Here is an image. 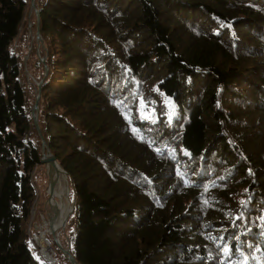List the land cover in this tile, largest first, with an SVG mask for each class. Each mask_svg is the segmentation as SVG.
Instances as JSON below:
<instances>
[{
	"label": "trees",
	"instance_id": "1",
	"mask_svg": "<svg viewBox=\"0 0 264 264\" xmlns=\"http://www.w3.org/2000/svg\"><path fill=\"white\" fill-rule=\"evenodd\" d=\"M34 5L37 51L29 0H0V264H47L25 233L39 80L78 264H264V0Z\"/></svg>",
	"mask_w": 264,
	"mask_h": 264
},
{
	"label": "rangeland",
	"instance_id": "2",
	"mask_svg": "<svg viewBox=\"0 0 264 264\" xmlns=\"http://www.w3.org/2000/svg\"><path fill=\"white\" fill-rule=\"evenodd\" d=\"M33 2H34V0H33ZM34 7H35V5H34ZM31 12L33 13V9L28 6L27 13H26L27 20L29 19L28 17H29ZM27 30H28L27 31L28 32L27 33L28 41L30 42L31 39H34V35L31 32V27H30L29 22L27 23ZM34 43L36 44L35 40H34ZM36 48L42 49V47H40L39 45L35 46V49ZM29 49H30V46L28 47V50ZM26 56H27V54L25 55V58H26ZM26 78L30 79V77L27 74H26ZM35 83H37V82H35ZM29 180H30V184H31L33 191H34V197H33V200H32L31 206H30L31 216L29 214V218H28L26 226H25V233H26V242H27L28 246L31 248L32 255L35 258H38V256H39V254L36 253L37 247L35 246V248H34V246L32 245V243L30 241L31 238L33 237L32 234H35V236H36V235H39L40 232L43 233L44 231H42V230H45L46 231L45 236L49 242L51 241L50 247L54 251V256L56 255V260H57L56 263L57 264H69L68 261H66L64 259V255L55 246V243L53 241V237L50 234V228L48 227V225H46V226L44 225V223H46V224L49 223L48 217L55 220V222L57 220H59L61 217L59 216L60 204H59L58 200L56 198H52L51 196H50V198H47V199L45 197L46 195L44 193V187H45L44 185L46 184V182L49 181V179L46 178V176L44 174V167L42 164L36 166L34 169L31 170ZM47 191H48V189H47ZM54 199L56 201H54ZM70 200L71 199L69 197V203H70ZM51 212L54 214V216L52 215ZM66 221H67V219L65 220L64 226L60 229H57L56 232H59V236H60L59 239L61 241V246L69 248V243L67 241L66 232H65V228L67 227ZM50 226H52V225L50 224ZM54 227H52V228H54ZM67 231H68V227H67ZM72 236H73V234L70 233L69 234L70 241L72 240ZM54 237H55V234H54ZM41 256H42V253H41ZM42 258L44 259L43 256H42ZM44 261H46V260H44ZM49 263L51 264V262H49Z\"/></svg>",
	"mask_w": 264,
	"mask_h": 264
},
{
	"label": "bare ground",
	"instance_id": "3",
	"mask_svg": "<svg viewBox=\"0 0 264 264\" xmlns=\"http://www.w3.org/2000/svg\"><path fill=\"white\" fill-rule=\"evenodd\" d=\"M48 178L51 182V193H52L51 197L56 198L60 204L59 216L61 218L55 222V225H54L55 227L53 226L54 227L53 229H54L55 237L57 238L58 243L61 245V241L59 239V232H56V231H57V229H60L63 227L62 221L64 219L66 220L69 216V215L67 216L68 211L71 207V202L69 203V189H68L69 186L67 185V180H66V177L64 176V174L59 173L55 167L50 166ZM49 185H50V183H49ZM52 215L54 216L53 213H52ZM42 231H44V232L43 233L40 232L39 235H36L35 243L38 246V252H39L40 256L42 253V256L44 257V259L42 258V256H41V258L43 260H46L47 262L46 261L45 262L47 264H50L49 262H51V264H53L52 259H53V257L55 258V256H54V251L50 247L51 241L49 242L48 239L46 238V236H45L46 231L45 230H42ZM54 263H56V260H54Z\"/></svg>",
	"mask_w": 264,
	"mask_h": 264
},
{
	"label": "water",
	"instance_id": "4",
	"mask_svg": "<svg viewBox=\"0 0 264 264\" xmlns=\"http://www.w3.org/2000/svg\"><path fill=\"white\" fill-rule=\"evenodd\" d=\"M29 7L33 9V14H34V17H35V32H34V40L36 42V46H40L43 48V45H42V39L38 33V11L37 9L34 7V2L33 0H30L29 1ZM37 51V48L35 49ZM37 55H38V52H37ZM39 60L40 61H43L44 60V55L40 56L39 57ZM43 69H44V73L43 75L46 73V66L43 65ZM40 81L39 80L37 83H36V95H35V99H34V103L32 105V122H33V126L35 128V131L37 133V135L39 136L40 138V144H41V155H40V158H39V163L43 165L44 167V174L46 176V178H48V174H49V168L50 166L52 167H55L57 169V171L59 173H63L64 176L66 177V174H65V171L59 166V164L57 163V161L55 160V157L53 154H51L48 150V148L46 147L44 141L42 140V137H41V134H40V131H39V128H38V124H37V118H36V112H37V100H38V93H39V84H40ZM73 203L74 201L72 200L71 201V207L68 211V214L67 216L71 213L72 211V208H73ZM48 220H49V217H48ZM64 223H65V219L62 221V225L64 226ZM48 227L50 228V234L51 236L53 237V241L55 243V246L59 249V251L64 255V257L66 258V260L68 261L69 264H78L76 262V260L73 258V256L69 253L68 251V248L67 247H63L61 246L58 241L56 240V238L54 237V229L51 228L50 224L48 223Z\"/></svg>",
	"mask_w": 264,
	"mask_h": 264
},
{
	"label": "built area",
	"instance_id": "5",
	"mask_svg": "<svg viewBox=\"0 0 264 264\" xmlns=\"http://www.w3.org/2000/svg\"><path fill=\"white\" fill-rule=\"evenodd\" d=\"M30 216H31V214H30ZM32 236H33V237L31 238L30 241H31L32 245L34 246V248H35V246L37 247V251H36V252H37V254H39V252H38V246H37L36 243H35V238H36V236H35V234H32ZM55 238H56V237H55ZM56 240H57V238H56ZM57 241H58V240H57ZM39 256H40V254H39ZM40 257H41V256H40ZM42 260H43V259H42ZM52 260H53V264H55V263H54V260H55L54 257H53ZM43 261H44V260H43Z\"/></svg>",
	"mask_w": 264,
	"mask_h": 264
},
{
	"label": "snow or ice",
	"instance_id": "6",
	"mask_svg": "<svg viewBox=\"0 0 264 264\" xmlns=\"http://www.w3.org/2000/svg\"><path fill=\"white\" fill-rule=\"evenodd\" d=\"M230 251L231 250L229 248H227V247L224 248V253L226 256L229 255ZM245 264H247V261H245Z\"/></svg>",
	"mask_w": 264,
	"mask_h": 264
}]
</instances>
